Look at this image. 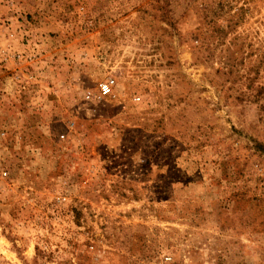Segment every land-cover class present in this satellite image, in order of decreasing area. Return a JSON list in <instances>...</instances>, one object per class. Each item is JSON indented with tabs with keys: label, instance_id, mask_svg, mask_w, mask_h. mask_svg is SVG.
Returning a JSON list of instances; mask_svg holds the SVG:
<instances>
[{
	"label": "rangeland",
	"instance_id": "1",
	"mask_svg": "<svg viewBox=\"0 0 264 264\" xmlns=\"http://www.w3.org/2000/svg\"><path fill=\"white\" fill-rule=\"evenodd\" d=\"M165 254L264 264V0H0V264Z\"/></svg>",
	"mask_w": 264,
	"mask_h": 264
},
{
	"label": "built area",
	"instance_id": "2",
	"mask_svg": "<svg viewBox=\"0 0 264 264\" xmlns=\"http://www.w3.org/2000/svg\"><path fill=\"white\" fill-rule=\"evenodd\" d=\"M113 84V80L111 78L105 79L97 84L96 87V94L93 95L90 92H86L84 94L85 99H99L101 97H107V96H112L113 92L111 89V86ZM161 264H174L172 257L169 254H165L161 258Z\"/></svg>",
	"mask_w": 264,
	"mask_h": 264
}]
</instances>
